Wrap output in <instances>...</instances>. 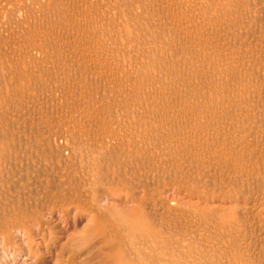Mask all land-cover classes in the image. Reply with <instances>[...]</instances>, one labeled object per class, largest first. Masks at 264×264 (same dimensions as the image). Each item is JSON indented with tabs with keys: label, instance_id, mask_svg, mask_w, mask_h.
I'll return each instance as SVG.
<instances>
[{
	"label": "bare ground",
	"instance_id": "6f19581e",
	"mask_svg": "<svg viewBox=\"0 0 264 264\" xmlns=\"http://www.w3.org/2000/svg\"><path fill=\"white\" fill-rule=\"evenodd\" d=\"M85 213L105 264H264V0H0V264H91Z\"/></svg>",
	"mask_w": 264,
	"mask_h": 264
},
{
	"label": "rangeland",
	"instance_id": "374dc122",
	"mask_svg": "<svg viewBox=\"0 0 264 264\" xmlns=\"http://www.w3.org/2000/svg\"><path fill=\"white\" fill-rule=\"evenodd\" d=\"M41 216H42V218H43V216H44V219L46 220V218H47V220L46 221H50V219L48 218V216H46V215H42L41 214ZM46 216V217H45ZM87 215H86V213L85 214H82V215H75V216H71L70 218L71 219H69L68 220V229H67V232L65 233V235H64V237H63V239H62V242H66L67 240H68V238H69V240H70V236L72 235V233H74L73 235L75 236H71L72 237V239L68 242V244L66 245L67 246V248H68V250H69V248H71L72 250H74V252H76L77 254H79V255H81V257L82 258H84V260H88L89 261V263H91V264H97L98 262H100V263H102V264H105V263H107V262H103L104 261V259L102 260L101 258H100V250H101V248H99L100 247V245L98 244V238H96V236L95 235H93L92 233V236H91V234L90 233H87V234H85V238L84 237H79V235L80 234H82V231H81V229L83 228L82 226L86 223L85 221H86V217ZM75 218V221H74V218ZM49 219V220H48ZM75 222V223H74ZM82 227V228H81ZM80 230V231H79ZM72 232V233H71ZM67 235L69 236V237H67ZM87 236V237H86ZM74 237V238H73ZM90 237H91V239H90ZM79 239H82V240H79ZM83 239L85 240V241H83ZM75 242H74V241ZM79 240V241H78ZM91 240H93V241H91ZM86 244H85V243ZM79 243V244H78ZM75 244H76V247H75ZM92 244V245H91ZM69 245V246H68ZM80 246V247H79ZM77 250H76V249ZM80 248V249H79ZM97 248V249H96ZM76 250V251H75ZM81 250V251H80ZM88 251V252H87ZM96 252V253H95ZM92 255V256H91ZM96 255V256H95ZM95 256V257H94ZM99 258H98V257ZM100 261H99V260ZM98 261V262H97ZM48 264H52V262H50V263H48Z\"/></svg>",
	"mask_w": 264,
	"mask_h": 264
}]
</instances>
